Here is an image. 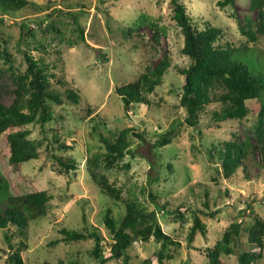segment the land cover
<instances>
[{"label": "rangeland", "instance_id": "374dc122", "mask_svg": "<svg viewBox=\"0 0 264 264\" xmlns=\"http://www.w3.org/2000/svg\"><path fill=\"white\" fill-rule=\"evenodd\" d=\"M42 8L26 7L13 14L2 15L0 11V102L12 101L14 88L1 55L6 48L12 56L16 69L24 70L26 63L23 51L35 57L42 56L47 62L56 64L55 78L51 79V90L60 94L62 104L50 102L52 120L40 127L30 124V138L42 140L41 155L15 167L6 157L5 141L0 134V178L6 189H0V198L5 194L19 195L33 188L46 190L51 195L47 214L30 220L26 232L27 249L21 254L26 262L33 264H95L89 252L93 239L77 242L62 241L61 229H97L102 237L104 256L109 255L111 235L103 224L106 208L114 217L123 211L120 202H114L98 187L94 177L107 179L122 187L123 196H135L152 210L149 193L159 197L160 203L167 201L168 209L184 205L185 221L173 215L158 213L164 232L179 242L170 247L171 259L160 264H208L206 248L212 247L221 238L223 231L237 219L242 221L238 242L232 255H223L225 264H236L238 253L253 250L246 242L245 224L251 221L247 204H252L254 213L264 219V155L259 151L255 158L249 156L231 179H225L217 151L221 143L234 138L252 135L257 124V115L249 114L241 120L211 123V113L216 104L207 106L196 127L184 123L186 112L179 104L184 77L180 70L190 60L181 52L183 35L173 19L170 0H30ZM193 23L203 29L206 23L218 27L221 35L217 44L233 47L246 45L256 51L264 62V35L253 43L247 41L237 26L236 18L249 12V0H235L234 6L219 8L218 0H181ZM164 31L160 45L152 48V31L149 21H156ZM77 23H75V21ZM141 20L143 26L127 32ZM53 24L54 28L44 26ZM24 26V28H23ZM78 26L83 30L79 37ZM31 29V33L29 30ZM170 57V67L161 84L149 94L150 105L133 104L124 107L115 92L128 82L134 81L147 65H154L164 52ZM256 55L245 53L239 56L244 62L256 60ZM63 79L64 84L56 80ZM71 88L80 95L78 104L65 99L64 92ZM260 99H264V92ZM249 108L256 103L248 104ZM130 128L131 145L127 154L108 166L103 139L114 141L119 131ZM171 132L170 142L160 145L164 133ZM54 135L58 141L54 140ZM47 143L53 154L75 161L76 169L67 173L60 171L57 162L48 156ZM64 143L68 149L60 150ZM168 167L167 168V165ZM209 194V207H205L204 192ZM4 207V201H0ZM202 209L213 212L208 217L198 212L206 225V233H196L188 242L193 213ZM11 226L8 231H14ZM4 230H0V264L5 263L7 244ZM14 236L12 242L16 243ZM264 245V242H263ZM160 247L153 238L136 240L127 250L130 264H145ZM122 258L105 264H121ZM149 264H159L153 261ZM254 264H264L262 258Z\"/></svg>", "mask_w": 264, "mask_h": 264}, {"label": "trees", "instance_id": "16d2710c", "mask_svg": "<svg viewBox=\"0 0 264 264\" xmlns=\"http://www.w3.org/2000/svg\"><path fill=\"white\" fill-rule=\"evenodd\" d=\"M172 17L180 27L183 35V46L181 52L190 60L186 68L180 70L184 77L182 92L179 104L184 108L186 116L184 123L190 127H196L200 123L202 112L207 106L216 104L217 109L211 113V123H219L241 120L249 114L255 112L257 124L252 135L234 138L221 143L217 151V157L221 164V169L225 179H231L239 168L243 169V164L249 156L255 158V153L264 155V99H260L264 92V62L258 53L246 45L233 47L227 43L225 46L217 44L221 30L206 23L203 29H199L192 21L181 0L169 1ZM235 0H218L217 6L221 9L234 6ZM42 8L36 2L30 0H0V11L2 15L9 16L14 12L26 7ZM249 12L253 16L245 15L243 18H236L240 33L249 42H257L260 36L264 35V0H249ZM160 18L156 21H149L148 27L152 31V48L156 49L160 45V38L164 34L159 24ZM75 23L76 20H74ZM1 22V19H0ZM145 20H141L133 28L127 31L129 34L137 27L143 26ZM46 29L54 28L53 24L44 26ZM24 28V26H23ZM31 33V29H28ZM79 37L83 38V30L78 26ZM23 59L26 68L22 71L16 69L12 56L6 48L1 50V55L6 67L4 68L14 86L12 90V101L9 104L0 102V134L3 135L6 149V157L10 164L20 167L22 163L32 159H38L41 155L40 148L42 140L30 138V124H39L44 127L52 120V106L50 102L62 104L60 94L51 90V79L55 78L53 69L56 64L47 62L42 56L35 58L30 51H23ZM248 53V56H255L256 60L249 63L241 61L239 56ZM262 60V61H261ZM170 67V57L168 52H164L162 57L154 64L147 65L145 70L134 81L128 82L115 89V92L124 104L125 109L133 104L150 105L149 94L161 84L164 74ZM3 72L0 68V76ZM59 84L65 81L61 78L56 80ZM65 99L74 104L80 101V95L73 89L68 88L64 92ZM253 101L256 106L249 108L248 104ZM130 128L119 131L114 141L103 139L105 148L104 160L110 166L115 161L122 159L128 152L131 141L128 137ZM171 132L164 133L158 141L160 145L170 142ZM58 141L56 135L53 136ZM69 146L60 143L58 149H68ZM53 147L50 143L45 146L48 156L53 158L60 167L61 172L67 173L75 170V161L71 158H63L53 154ZM167 168L168 164L166 165ZM100 190L114 202L123 205V211L118 217H114L112 210L106 208L103 216V224L108 229L112 238L109 255L104 256L102 247V237L97 229L74 230L63 228L62 241L77 242L81 240L93 239L94 246L89 252L96 261L95 264H105L112 259L122 258L121 264H130L127 250L136 240L148 241L153 238L160 243L159 249L146 261L149 264L153 261L159 264L165 259H171L170 247H177L179 242L174 240L161 228L157 214L173 215L176 219L184 222L185 212L189 210L184 205H178L175 209L169 210L168 202L161 204L159 197L149 193L155 208L148 210L142 202L135 196H123L122 187H118L114 182H109L104 177L96 179ZM6 185L0 178V189ZM205 207H209L208 191L204 192ZM51 195L46 190L33 188L32 191L14 195L5 194L4 207H0V230H4V241L8 251L4 264H33L24 261L22 252L27 249L26 232L30 220L44 217L47 214L48 204ZM251 221L245 224L246 242L253 246V250H245L237 255L236 264H254L262 258L264 242V219L254 213L252 204H247ZM199 213L208 217H213V212H206L198 209L193 213L192 225L188 232V242L191 243L196 233L205 234L206 225L199 217ZM14 226V231L8 229ZM242 221L235 219L226 228L219 240L212 247L206 248V258L208 264H225L222 261L223 255L234 253V244L238 242L242 230ZM17 236L16 243L12 238ZM2 251V249H0Z\"/></svg>", "mask_w": 264, "mask_h": 264}]
</instances>
